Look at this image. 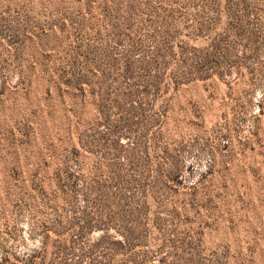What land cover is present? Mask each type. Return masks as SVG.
<instances>
[{
    "label": "rangeland",
    "instance_id": "obj_1",
    "mask_svg": "<svg viewBox=\"0 0 264 264\" xmlns=\"http://www.w3.org/2000/svg\"><path fill=\"white\" fill-rule=\"evenodd\" d=\"M0 264H264V0H0Z\"/></svg>",
    "mask_w": 264,
    "mask_h": 264
}]
</instances>
